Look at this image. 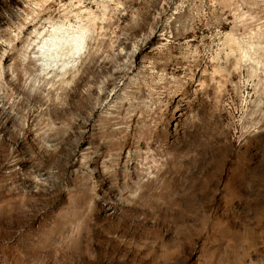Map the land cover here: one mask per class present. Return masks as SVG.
Listing matches in <instances>:
<instances>
[{"label": "rangeland", "instance_id": "obj_1", "mask_svg": "<svg viewBox=\"0 0 264 264\" xmlns=\"http://www.w3.org/2000/svg\"><path fill=\"white\" fill-rule=\"evenodd\" d=\"M0 74V264H264V0H0Z\"/></svg>", "mask_w": 264, "mask_h": 264}, {"label": "bare ground", "instance_id": "obj_2", "mask_svg": "<svg viewBox=\"0 0 264 264\" xmlns=\"http://www.w3.org/2000/svg\"><path fill=\"white\" fill-rule=\"evenodd\" d=\"M79 47V46H78ZM228 49V48H227ZM79 50V49H78ZM247 53V52H246ZM231 57H233L234 58V63H233V66H234V68L236 69L237 68V66H238V64H241L240 63V57H236V56H234V53H233V51H231V50H229V53H228ZM244 56V55H243ZM247 57V56H246ZM245 58V57H244ZM0 76H1V74H0ZM153 164H154V162H152Z\"/></svg>", "mask_w": 264, "mask_h": 264}]
</instances>
